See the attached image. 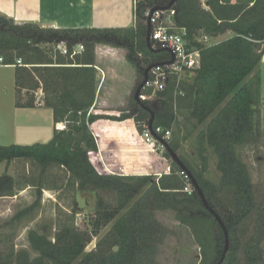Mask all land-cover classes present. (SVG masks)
Segmentation results:
<instances>
[{"label": "trees", "instance_id": "1", "mask_svg": "<svg viewBox=\"0 0 264 264\" xmlns=\"http://www.w3.org/2000/svg\"><path fill=\"white\" fill-rule=\"evenodd\" d=\"M169 2L134 0L133 25L118 28H43L0 16V64L14 65L15 106L48 107L53 120V136L48 142L0 145V162L30 159L41 173L55 164L78 189L105 193L113 199L97 201L91 231L75 226L73 207L68 218L57 223L53 240L36 230L29 231L35 256L26 250L0 251V264H155V253L166 233L155 218L157 210H172L175 219L190 229L200 248L199 264L217 263L224 247L223 232L193 185L190 191L185 190L186 183L191 182L185 173L171 161L169 170L159 177L145 174L147 164L155 162L148 159L147 147L136 146L130 137L134 128L127 127L124 120L132 119L137 131L142 132L150 112L152 129L160 126L163 132L176 123L178 114L185 113V121L192 124L188 132L196 130L198 150L210 148L217 157L220 178L212 182L177 154L228 230L229 246L221 264H241L240 251L242 264H264L260 253L264 195L257 199L247 166L237 152L238 147L253 141L258 130L257 66L264 53V0H237L234 4L230 0H207L208 8L200 0H175L170 7L175 10L174 20L186 29L189 46L200 50V67L191 81L173 76L155 93L154 100L138 102L131 95L128 108L119 109L118 116L91 110L97 84L96 44L126 49L125 58L141 82L145 67L162 61V50L152 51L146 44V12ZM226 32L231 34L211 45L197 41L201 35L217 37ZM63 42L66 54L56 49ZM76 45L82 50L71 56ZM141 92L149 94L151 90ZM39 94L41 104L37 103ZM92 131L101 141L109 135L125 141V148L107 168L99 158ZM167 144L175 152L180 147L173 138ZM163 156L170 158L166 150ZM15 189L13 177L0 174V196L13 195ZM37 189L40 194L42 186ZM37 202L18 211L14 218L31 211ZM109 223V230L87 251L92 237ZM250 224L251 232L245 238Z\"/></svg>", "mask_w": 264, "mask_h": 264}, {"label": "rangeland", "instance_id": "2", "mask_svg": "<svg viewBox=\"0 0 264 264\" xmlns=\"http://www.w3.org/2000/svg\"><path fill=\"white\" fill-rule=\"evenodd\" d=\"M226 37V35L217 36L210 42H218ZM59 48H66L65 43H60L56 49ZM75 48L81 50L79 45ZM97 51L100 56L101 48ZM126 52L127 50L123 48L115 54L107 51L102 54L98 64L99 69H97L100 83L96 89L97 94L95 92L97 98L91 109L93 112L118 116L119 109L128 108L129 97L134 95L140 82V76L134 66L126 60ZM160 56L162 60L169 58L166 51H161ZM257 71L260 78V102L256 105L255 114L257 135L249 144L238 147L237 152L247 166L250 179L256 189L257 199L260 200L264 195V53L257 66ZM193 75L194 73H182L179 79L191 81ZM37 96V100H40V94ZM26 97L27 95H24V98ZM15 98L14 69L0 66V145H31L48 142L53 136L52 110L46 107L15 109ZM185 115V113L177 115L176 123L168 130L166 142L168 143L172 138L176 139L180 144L176 153L180 154L194 171L202 173L204 178L218 182L220 173L217 170V157L210 148L202 152L198 150L195 141L196 130L188 132L192 124L185 121ZM99 120L103 121V119ZM127 120L132 119L124 121ZM140 133L136 129L133 134L130 133V137L137 147H147L144 142H139ZM113 138L115 135H109L107 139L101 141V138L96 137L97 146L99 145L98 155L106 168L107 163H112L126 146L125 141ZM149 146L150 150L147 147L148 159L154 161L155 165L148 163L145 174L159 177L162 171L169 170L172 160L164 158L165 151L162 150L160 143L154 142ZM101 147L106 150L102 151ZM152 171L157 172L152 173ZM3 173L13 177L16 189L13 195L0 196V251L26 250L31 257L35 256L36 252L28 241L30 230H36L53 240L57 223L68 218L70 210L75 207L76 213L73 218L75 226L80 230L91 231L90 220L96 209L97 201L102 198L104 201L113 202L112 197L105 193L78 189L76 184L67 181L68 174L65 170L55 164H51L41 173L39 166L30 159L1 161L0 174ZM39 185L42 186L40 194L37 189ZM191 187V182L186 183L185 190L190 191ZM36 200L38 202L31 211L18 219L14 218L18 211ZM155 218L166 231L154 256L155 264H199L201 259L199 245L190 229L175 219L174 212L157 210ZM110 226L111 223L107 224L101 228L98 235L92 237L86 247L87 251L93 249ZM249 227L245 238L251 232L252 224ZM260 253L264 257V239L260 243ZM238 256L242 264L241 251Z\"/></svg>", "mask_w": 264, "mask_h": 264}, {"label": "crops", "instance_id": "3", "mask_svg": "<svg viewBox=\"0 0 264 264\" xmlns=\"http://www.w3.org/2000/svg\"><path fill=\"white\" fill-rule=\"evenodd\" d=\"M200 1L203 7L208 8L206 4L207 0ZM236 1L237 0H230V3L234 4ZM133 7L134 0H0V16L12 19L18 24L34 23L43 28H118L133 25ZM230 34V32H226L223 36L226 35L228 37ZM206 36L208 37V40L203 42V45L207 46L216 43L210 42L211 39H214L215 37ZM98 48H101L102 54L105 51L114 52L115 54L123 49L104 44H96L94 49V67L96 71L99 69L98 64L102 56L101 53L99 56L97 51ZM0 66L11 67L14 69V65L0 64ZM97 74L98 71L96 72V89L100 83ZM96 98L97 95L95 96L93 105L96 103ZM42 107L45 106L36 105L34 107H16L14 104L15 109ZM128 124H130L128 127H133L136 131L133 120H127V125ZM97 147H99V145Z\"/></svg>", "mask_w": 264, "mask_h": 264}, {"label": "built area", "instance_id": "4", "mask_svg": "<svg viewBox=\"0 0 264 264\" xmlns=\"http://www.w3.org/2000/svg\"><path fill=\"white\" fill-rule=\"evenodd\" d=\"M149 12V11H148ZM146 12V16L148 15ZM175 10L169 8L164 11H155L150 19V43L155 49H161L166 51L168 49L173 53L174 58L171 62L169 58L162 61L166 62L162 65H157L149 71L148 80L142 89H150L149 94L140 92V100H148L155 98V93L165 88L167 82L176 76L178 79L182 73H194L201 63L200 50L195 47L189 46V39L187 38V31L184 27L178 26L174 20ZM208 37L203 35L197 38V41L202 43L206 42ZM82 50V46L79 45ZM61 53L66 54V48L60 49ZM80 50L74 49L71 56ZM2 59L0 58V62ZM38 104L42 103V100H37ZM157 137L149 130L148 126H144V129L139 134V142H144L148 148L153 145L154 142L160 143L162 150L165 151L164 144L161 142L166 141L169 131L163 132L160 126L152 129ZM93 132V131H92ZM95 138L96 134L93 132ZM98 142V140H96ZM150 150V148H149Z\"/></svg>", "mask_w": 264, "mask_h": 264}, {"label": "water", "instance_id": "5", "mask_svg": "<svg viewBox=\"0 0 264 264\" xmlns=\"http://www.w3.org/2000/svg\"><path fill=\"white\" fill-rule=\"evenodd\" d=\"M175 0H170V2L165 5V6H154L152 7L149 12H148V15L146 16V44H147V47L152 50V51H157L158 49H155L154 47H152L151 43H150V19H151V16L152 14L155 12V11H164V10H167L171 7V5L174 3ZM166 51H168L170 53V60L167 61V62H171L174 58V55L173 53H171L168 49H165ZM166 62L164 61H158V62H153V63H150L149 65H147L143 71V79L142 81L139 83V85L137 86L135 92H134V99L138 102H140L141 100L139 99V95H140V92H141V89L144 87L145 83L147 82L148 80V76H149V71L157 66V65H162ZM146 109H148L147 107H145ZM152 121H153V113L150 112V118L148 120V128L149 130L153 133V135L155 137H157L155 135V133L153 132L152 130ZM163 144H164V147H165V150L169 153L170 155V158L173 162H175L179 167L180 169L185 173L186 177L191 181V184L193 185L194 189L196 190L203 206L205 207V209L211 214L213 215V217L215 218L216 222L218 223V225L220 226L222 232H223V236H224V247H223V252L221 254V257L219 258V260L217 261L216 264H221L224 257H225V253L227 252L228 250V246H229V237H228V230L226 228V226L224 225L222 219L220 218V216L209 206L204 194H203V191L202 189L200 188V186L198 185L196 179L193 177V175L191 174L190 170L186 167V165L180 160V158L178 157L177 153L175 151H173L167 144L166 141H161Z\"/></svg>", "mask_w": 264, "mask_h": 264}]
</instances>
